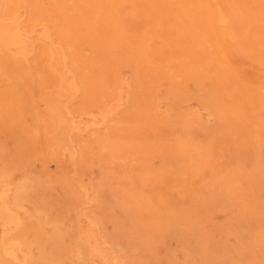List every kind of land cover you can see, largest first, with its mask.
<instances>
[{"label": "rangeland", "instance_id": "374dc122", "mask_svg": "<svg viewBox=\"0 0 264 264\" xmlns=\"http://www.w3.org/2000/svg\"><path fill=\"white\" fill-rule=\"evenodd\" d=\"M0 264H264V0H0Z\"/></svg>", "mask_w": 264, "mask_h": 264}, {"label": "bare ground", "instance_id": "6f19581e", "mask_svg": "<svg viewBox=\"0 0 264 264\" xmlns=\"http://www.w3.org/2000/svg\"><path fill=\"white\" fill-rule=\"evenodd\" d=\"M135 8V7H134ZM26 19H27V17H26ZM222 25V24H221ZM18 28V27H17ZM231 30V29H230ZM18 31H19V29H18ZM235 35V34H234ZM150 38V36L148 37V39ZM234 41V40H233ZM235 42V41H234ZM239 46V45H238ZM245 50V49H244ZM247 50V49H246ZM234 52V51H233ZM125 54V53H124ZM243 59V58H242ZM214 67V66H213ZM204 68V67H203ZM147 69V68H146ZM145 71V70H144ZM151 73V72H150ZM152 74V73H151ZM156 84V83H155ZM157 87V86H156ZM180 87V86H179ZM158 88V87H157ZM180 88H182V87H180ZM183 89V88H182ZM169 94V93H168ZM243 94V93H242ZM142 97H143V95H142ZM245 98V97H244ZM249 98V97H248ZM242 99H243V97H242ZM250 99V98H249ZM240 101V100H239ZM149 109V108H148ZM250 109H251V107H250ZM149 112V111H148ZM217 116V115H216ZM146 120V119H145ZM243 121H245L244 119H243ZM236 123V122H235ZM247 123V122H246ZM246 123H244V124H246ZM229 124V123H228ZM237 124V123H236ZM141 125V124H140ZM148 126V125H147ZM153 126H154V124H153ZM43 127V126H42ZM152 127V126H151ZM167 129V128H166ZM164 130V129H163ZM231 130V129H230ZM42 134V133H41ZM33 138H35V137H33ZM243 139V138H242ZM241 141V140H240ZM242 142V141H241ZM193 149V148H192ZM195 149V148H194ZM45 159V158H44ZM35 162V161H34ZM36 163V162H35ZM78 195V194H77ZM37 229V228H36Z\"/></svg>", "mask_w": 264, "mask_h": 264}]
</instances>
